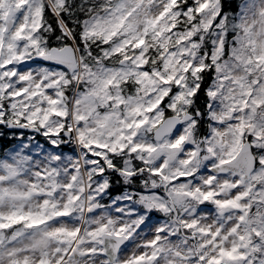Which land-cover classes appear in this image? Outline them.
<instances>
[{"label":"snow or ice","instance_id":"obj_1","mask_svg":"<svg viewBox=\"0 0 264 264\" xmlns=\"http://www.w3.org/2000/svg\"><path fill=\"white\" fill-rule=\"evenodd\" d=\"M238 7L0 0V264H264V0Z\"/></svg>","mask_w":264,"mask_h":264},{"label":"trees","instance_id":"obj_2","mask_svg":"<svg viewBox=\"0 0 264 264\" xmlns=\"http://www.w3.org/2000/svg\"><path fill=\"white\" fill-rule=\"evenodd\" d=\"M241 0H224L225 10L228 12L235 13L239 10V4ZM15 144L9 136L5 135L3 138H0V157L3 156V152L5 149H10ZM120 191V189L116 188L113 190L114 194ZM158 215V214H157Z\"/></svg>","mask_w":264,"mask_h":264}]
</instances>
